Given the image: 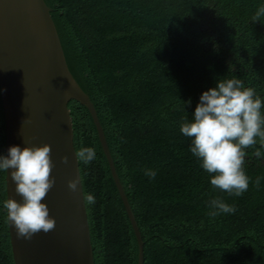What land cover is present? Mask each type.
<instances>
[{"label": "trees", "instance_id": "trees-1", "mask_svg": "<svg viewBox=\"0 0 264 264\" xmlns=\"http://www.w3.org/2000/svg\"><path fill=\"white\" fill-rule=\"evenodd\" d=\"M72 76L88 94L143 241V264H264V160L246 149L249 187L213 188L179 132L202 91L238 78L264 99L261 0H44ZM189 101L191 103H189ZM95 264H138L139 247L88 109L69 102ZM264 113V108L261 109ZM5 127L0 92V153ZM144 169L156 170L149 180ZM261 177L259 186L253 181ZM220 198L231 214L207 215ZM7 199L0 172V201ZM0 208V264H14Z\"/></svg>", "mask_w": 264, "mask_h": 264}, {"label": "water", "instance_id": "water-1", "mask_svg": "<svg viewBox=\"0 0 264 264\" xmlns=\"http://www.w3.org/2000/svg\"><path fill=\"white\" fill-rule=\"evenodd\" d=\"M0 92L4 112L5 147L50 146L54 184L43 198L55 226L30 239L18 238L8 223L14 264H95L89 217L69 102L84 105L93 120L110 171L124 204L143 264V241L117 174L96 109L72 76L44 0H0ZM67 157V163L62 161ZM6 173L7 198L22 202ZM77 179V191L67 184ZM80 182V183H79Z\"/></svg>", "mask_w": 264, "mask_h": 264}, {"label": "clouds", "instance_id": "clouds-1", "mask_svg": "<svg viewBox=\"0 0 264 264\" xmlns=\"http://www.w3.org/2000/svg\"><path fill=\"white\" fill-rule=\"evenodd\" d=\"M264 16V0H261L251 21ZM189 103H191L189 101ZM264 99L251 87H245L238 78L217 79L215 86L202 91L191 113V118H182L180 134L190 143L188 151L209 175L213 188L239 197L249 187V177L244 171L246 149H252L257 161L264 160ZM76 156L87 164L96 158L92 147H82ZM62 161L67 163V157ZM50 146H10L7 153H0V172L9 174L15 184V191L22 202L13 198L0 201L5 220L16 230L18 238L30 239L37 232L52 230L55 219L49 215V208L43 198L54 184ZM148 179L154 180L156 170L144 169ZM261 177L253 183L259 186ZM80 183V182H79ZM77 179L68 181V188L77 191ZM87 204L95 202L92 194H86ZM207 215L216 217L231 214L235 207L220 198L207 202Z\"/></svg>", "mask_w": 264, "mask_h": 264}]
</instances>
